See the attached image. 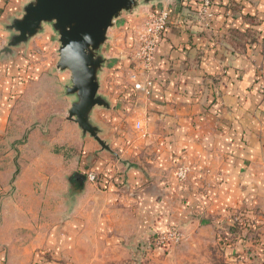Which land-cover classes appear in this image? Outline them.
<instances>
[{"label":"crops","instance_id":"0c3cea01","mask_svg":"<svg viewBox=\"0 0 264 264\" xmlns=\"http://www.w3.org/2000/svg\"><path fill=\"white\" fill-rule=\"evenodd\" d=\"M29 1L0 0V42L3 29L22 16ZM211 1L214 16L209 28L199 21V1L179 0L169 6L170 24L158 41L148 93L134 89L144 78L138 67L129 68L130 78L119 85L106 78L121 74L117 69L133 62L134 41L146 17L139 7L115 20L103 47L106 63L99 75V93L110 102L108 109L116 110L112 99L129 87L134 93L129 118L134 121L106 120L110 114L97 107L91 119L101 132L105 128L111 134L110 152L123 169L113 167L123 172L128 188L110 183L103 189L88 180L89 173L112 166L92 137L81 133L78 168L68 178L69 193L78 192L64 197L65 219L45 238L47 246L71 244L69 257L78 264L82 259L86 264L120 262L128 257V239L152 227L164 231L174 216L173 203L183 196L193 199L184 192L189 185L206 188L210 199L200 200L212 212L220 203L238 200L264 204V0ZM164 4L155 3L159 8ZM112 30L117 37L113 41ZM4 47L0 43V50ZM14 51L15 56L0 57V124L8 121L12 98L25 80L18 71L22 55L18 58L19 51ZM109 59L115 62L112 66L107 65ZM14 71L16 78H9ZM124 95L131 96L128 91ZM183 168L187 181L177 177ZM154 219L156 224L149 225Z\"/></svg>","mask_w":264,"mask_h":264},{"label":"rangeland","instance_id":"374dc122","mask_svg":"<svg viewBox=\"0 0 264 264\" xmlns=\"http://www.w3.org/2000/svg\"><path fill=\"white\" fill-rule=\"evenodd\" d=\"M156 5L140 4L143 16L149 17L162 8ZM3 32L0 43L7 46L16 32L8 29ZM115 37L112 30L111 40ZM14 48L19 51L18 58L22 55L18 71L25 80L21 92L12 98L8 121L0 124V264H78L77 259L69 257L67 246L71 244L58 242L52 248L45 240L65 219L68 204L64 197L78 192L69 193L68 189V178L78 168L84 141L78 124L67 118L75 100L66 93L71 73L57 69L59 35L50 24L29 42ZM132 58L133 62L124 70L117 69L121 74L114 72L106 77L110 83L126 82L130 78L127 70L134 67L147 76L137 56ZM114 63L109 59L107 65ZM16 72L8 77L16 78ZM127 89L112 99L116 110L96 108L110 114L105 116L106 120L113 117L126 123L133 114L134 93ZM127 91L129 98L124 97ZM108 135L111 134L105 128L100 133L102 139L114 145ZM92 139L108 155L107 161L112 166L95 173V183L103 189L104 184L111 183L126 191L128 183L123 172L116 171L123 169L117 155ZM116 164L119 167L114 170ZM177 177L187 181V170L180 169ZM184 192L193 194V199L183 196V200L173 203L174 216L171 214L164 231H153L152 227L146 234L137 232L127 240L128 257L109 264H263L264 204L238 200L220 203L212 212L208 203L200 200L207 196L206 188L189 185ZM148 223L155 225L156 220ZM118 240L119 244H125L124 239ZM86 263L83 259L80 262Z\"/></svg>","mask_w":264,"mask_h":264},{"label":"water","instance_id":"95a60500","mask_svg":"<svg viewBox=\"0 0 264 264\" xmlns=\"http://www.w3.org/2000/svg\"><path fill=\"white\" fill-rule=\"evenodd\" d=\"M157 2L163 0H30L22 16L7 27L16 33L0 50V57L15 56L14 47L29 42L50 24L59 35L57 69L71 73L66 93L75 100L67 118L76 122L84 135L89 134L104 150L111 151L100 136L99 126L91 119L96 107L111 106L99 93V75L106 63L103 47L117 18L133 13L142 3Z\"/></svg>","mask_w":264,"mask_h":264},{"label":"built area","instance_id":"2783aa9c","mask_svg":"<svg viewBox=\"0 0 264 264\" xmlns=\"http://www.w3.org/2000/svg\"><path fill=\"white\" fill-rule=\"evenodd\" d=\"M179 0H163V2L168 3L155 13H152L149 17H146L143 23V29L137 35L134 41V49L136 50L135 56L142 63V67L146 70L147 76L143 78L142 81L134 83V89L136 91H143L145 93L149 92L150 86L152 85V80L149 77V72L152 70L155 51L158 45L160 37L168 29L170 24V7L172 4ZM200 3V9L198 11L199 21L207 28L211 26L213 19L212 1L211 0H197ZM135 77L134 75L132 76ZM138 127L140 124H137ZM88 179L92 182L97 181V174L89 173Z\"/></svg>","mask_w":264,"mask_h":264},{"label":"trees","instance_id":"16d2710c","mask_svg":"<svg viewBox=\"0 0 264 264\" xmlns=\"http://www.w3.org/2000/svg\"><path fill=\"white\" fill-rule=\"evenodd\" d=\"M100 184H101V181H100ZM263 264H264V262H263Z\"/></svg>","mask_w":264,"mask_h":264}]
</instances>
